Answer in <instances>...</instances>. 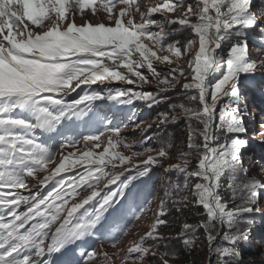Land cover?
Segmentation results:
<instances>
[{"label":"snow or ice","instance_id":"obj_1","mask_svg":"<svg viewBox=\"0 0 264 264\" xmlns=\"http://www.w3.org/2000/svg\"><path fill=\"white\" fill-rule=\"evenodd\" d=\"M95 3L0 0V264H50L54 253L92 236L105 223L104 242L115 248L128 234V218L133 222L148 219L149 211L154 219L148 231L115 254L123 253L120 264L129 260L145 264L148 257L171 264L177 254L159 251L160 242L192 234L183 240L191 248L199 229L204 231L210 254L224 264L229 258L238 260L239 245L248 242L251 234L252 221L244 217L261 213L259 194L264 191V181L249 175L242 157L249 145L244 124L248 110L238 85L242 75L264 71V59L250 58L246 35L247 29H254L264 37V22L251 10V0H162L144 9L137 0H101L108 23L86 20L78 25L76 16H83L84 9ZM117 4L124 7L114 11ZM92 11L95 15L97 9ZM154 14L160 18H153ZM182 32L192 38L182 46L178 40L169 41ZM229 42L225 58L224 45ZM158 66L164 69L158 71ZM221 70L223 75L216 79ZM105 81H123L133 87L92 89L93 84ZM144 85L156 91L137 90ZM77 89L83 94L68 99ZM105 99L124 105L140 100L149 108L179 101L169 103V109L155 118L158 129L184 120L187 133L186 144L178 146V162L163 169V197L155 210L151 202L130 201L126 190L171 158V138L160 137L157 147L149 145L130 157L116 151L110 135L103 151H84L76 159H72L75 152L65 154L67 147L80 143L71 135H64L59 149L39 142L37 130L59 134L65 122L102 121L94 102ZM103 126L108 133L119 136L121 132L110 122ZM152 127L140 129L135 124L133 131L143 134ZM260 129L253 138L260 136L264 143V123ZM102 135H84L82 140L85 144L94 141V147L100 148ZM230 135L234 138L229 139ZM151 139L143 136L139 143ZM136 143L125 147L131 149ZM139 156L146 158L133 162ZM118 167L123 171H117ZM78 168L71 177L61 175ZM42 172L46 175L38 179ZM173 172L183 174L182 183L171 179ZM125 173L129 175L122 180ZM50 182H54L51 190L44 194ZM222 191L230 194L228 199ZM82 192L88 194L81 196ZM169 202L181 214L189 204L202 207L204 212L198 215L205 218L196 224L185 220L176 237L165 236L160 229L170 226ZM149 239L153 244H146ZM163 247L167 249V244ZM81 255L85 264L96 260L115 264L102 248Z\"/></svg>","mask_w":264,"mask_h":264},{"label":"rangeland","instance_id":"obj_2","mask_svg":"<svg viewBox=\"0 0 264 264\" xmlns=\"http://www.w3.org/2000/svg\"><path fill=\"white\" fill-rule=\"evenodd\" d=\"M262 1L263 0H251V10L254 13H256V15L258 16V19L261 22H264V7H261L260 5V2ZM160 2H162V0H137V3L141 5L142 9L146 8L147 6H154L155 4L160 3ZM100 4L101 3L96 0V3L94 5L85 8L83 16H80V15L76 16V18L78 19L77 24L78 25L83 24L86 20L92 23H98L102 21L107 24L108 23L107 14L103 11L102 8H100ZM93 7L97 9V12L95 15L93 14V11H92ZM120 7H124V5L117 4L116 5L117 9H114V10L117 11ZM169 15H173V14H169ZM153 18L158 19L160 18V15L154 14ZM135 19L137 20V22H140L139 14H136ZM251 33L252 35L247 38L248 46L249 44H252V46H249L250 58L252 60L259 61L261 59H264V37H261L260 34L256 30H254ZM191 38L192 36L189 32H182L175 36L169 37V41L178 40L180 41L181 46H182L184 43L187 42L188 39H191ZM195 50L196 48L194 47L192 49V52L194 53ZM186 59L187 57H184L181 60V63L183 64ZM106 63H109V62L106 61ZM163 69H164V66H158V71L163 70ZM120 70L126 71L125 69H120ZM142 71H144L145 75H148L149 78L151 79V76L147 72L146 69H142ZM217 74H221L219 76L220 78L223 75V70H221ZM256 74L257 75L260 74L258 76L257 75L253 76V77H256V79H253V77L244 79L252 83V86L254 87V92H255L254 96L256 97L253 99V103H251L252 99H245V102L247 103L248 115L244 117V124L247 128L246 138L249 141V145L248 147L242 150V153H244L245 151H250V152H252V150L254 151L255 155L251 154L252 156L251 164L259 165L256 175H257V178L264 181V143L260 142V140L262 139V137L260 136H256L255 138H253V133L259 132L261 130L260 125L264 123V89L263 87H260V85L257 84L256 82V80L264 82V71L257 72ZM74 83L75 82H73V84ZM83 87L84 86H82V88ZM91 87L92 89L103 91L106 88H126V87H133V85L126 84L123 81H119V82L105 81L103 83L97 82L96 84H93ZM137 90L155 92L156 88L152 85H144L142 88H138ZM241 90L242 91L240 93V96L242 99V95L246 97V94H244L245 91L243 90V88H241ZM72 94H74L75 98H77L79 94H83V93L81 89H77V92L72 93ZM162 104L163 103H160L159 105H154L151 108H149L146 106L145 102L140 101V100L133 101L131 105H124L116 101H108L106 99L95 101L94 109L103 113V118H104L103 125L104 123L110 122L112 123L111 126L120 127L121 132L119 133V136H117L116 134L108 133L105 131V129H103L100 132V133H104V135L101 136V140L99 141L101 145L100 148L94 147L96 143L94 141H90L87 144L81 141L74 148L67 147L65 149V154H67V152H75L77 156L72 157V159H76L79 153L84 152V151L91 150L94 153L101 152L103 151V148L107 145L108 137L110 135L112 137L113 142L116 143V151H119L123 153L124 155L130 156V157L132 156V152L142 151L143 148H146L149 145H151L152 147H157L158 146L157 141L160 137H163L165 140H167V137L165 136L166 133H161L162 130L164 128L168 130V128H170V125H171V123H169L170 125L168 124L166 127H161L159 129L155 127V123H156L155 118L157 117V113L163 112ZM140 122H143V123H140ZM135 124H139L140 129L146 128L148 124H152L153 127L148 129L147 132H144L142 134V132L139 129H137L136 131H133ZM176 132H177V136L169 137L171 138L172 144H173V147L170 149L171 158L167 159L164 165L154 166L151 169V172L148 176L141 177L133 181L129 185V187H131V191H130L131 197L129 198L130 201H133L137 195H141L140 202L142 203V205H148L149 202H151L149 206L152 210H155L158 208L160 199L163 197V189L161 187L164 181V178H165V173L163 169L167 164H173V163L178 162L175 159V157L178 151V146L182 143V139L184 137L183 135L180 136L181 131L180 132L176 131ZM143 136H150L152 137V139L141 144L139 142L142 141ZM121 138L124 141L123 143L118 142ZM230 138H234V136ZM133 141H136L137 143L131 149L125 147V144H132ZM259 156H260V159H259ZM145 158L146 156L134 157L133 162L140 161ZM58 162H59V157L57 158V160H55L54 163L48 166L49 170L52 167H54L55 164ZM193 164L195 163L193 162ZM108 170L111 171V166H109ZM116 170L123 171V167H118ZM76 171H79V168L74 171L62 173L61 175L64 176L65 178L71 177L75 175ZM132 174H134V170ZM176 174L177 173L175 172L169 174L173 181H175L176 179ZM44 175H46V173L37 175V178L38 179L43 178ZM127 175H129V173H125L124 176L121 177V179L122 180L125 179ZM103 183L104 181H101V186L103 185ZM117 183H119V181ZM29 187L32 189L34 186L29 185ZM111 187H115V185ZM87 194H88L87 192H82L81 196H86ZM260 210H261L260 214L264 215V206H262ZM146 215L148 216V219H144L142 217L140 220H136L134 222L132 220L128 224L130 226L128 234L125 235L121 239L120 243L117 244L115 248H113L111 245L97 244L95 249L99 252L101 251V248H102L103 251H106L109 255L113 256L115 264H120L123 253L121 252V255L119 257H117L115 254L119 250H126L127 247L130 246V242L138 240L141 235H143L145 232L148 231V225L152 222V219H154V217L151 211L147 212ZM163 231H166L165 228L163 229ZM163 235L168 236L165 233H163ZM171 240L173 241L174 239H171ZM164 242L165 241L160 242L161 249H163ZM168 242H170V240H168ZM146 244L151 245L153 244V241L149 239L146 241ZM158 255H159V252H157V256ZM156 260L159 262L157 258L148 257L145 264H154V261ZM93 264H103V262L100 260H96L93 262ZM127 264H132L131 260H129Z\"/></svg>","mask_w":264,"mask_h":264},{"label":"trees","instance_id":"obj_3","mask_svg":"<svg viewBox=\"0 0 264 264\" xmlns=\"http://www.w3.org/2000/svg\"><path fill=\"white\" fill-rule=\"evenodd\" d=\"M261 7H264V0L260 2ZM254 29H247L246 35L247 38L252 35L251 32H253ZM231 42L224 45L225 48V58H226V50L228 47H230ZM249 46H252V44H249ZM221 74H216V79H219V76ZM257 84L260 85V87H263L264 89V82L257 81ZM239 91L241 93V88L245 91L244 94H246V97L242 95V100L245 101V99H253L256 97L254 96V87L252 86V83L246 80L239 81ZM169 96L175 97V93H168ZM179 101L173 99L172 101H169L168 103L162 104V110L167 111L169 109V103H178ZM170 125V124H169ZM185 122L184 120H180L177 123H171L170 128L166 130L165 128L162 130L161 133H166L165 136L167 139L171 136H177L176 131H181V135H183L182 142L186 144L187 139V133L185 131ZM176 134V135H175ZM223 136V133H221ZM229 136V139H231ZM251 154L255 155L254 151H245L242 153L244 164L249 169V175H254L257 177V170L259 168V165L251 164L252 156ZM251 157V158H250ZM260 159V156H259ZM195 163V161H193ZM224 183L227 184L228 177L225 176ZM179 181L180 183L183 182V174H176L175 181ZM222 195L225 199H228L230 194L226 191H222ZM169 208L171 209V214L168 215V223L169 227H161L160 231L162 233H165L167 235H173L176 237V234L180 232L182 223L187 220L188 223L196 224L199 222L200 219L205 218L202 214L204 212L202 207H193L191 204H189L188 208L181 214L177 213L175 211L174 206L169 202ZM264 206V192L261 191L259 194V207L261 208ZM244 219H250L252 221L251 223V234L249 236L248 242L241 243L239 245V259L236 258H229L228 264H264V215L258 214L251 217H244ZM165 228L166 231H163ZM192 234H189V236L186 237H180L175 238L173 241L170 239V242L165 241L164 244H167V249L163 247V249L160 248L159 251H170L175 252L177 254V257L175 260L171 261V264H224L223 261L219 260L217 255L207 253V242L205 239V234L203 229H199L195 233V243L194 246L191 248H188L184 245L183 240L185 238L191 237ZM154 264H160V261L157 260L154 261Z\"/></svg>","mask_w":264,"mask_h":264},{"label":"water","instance_id":"obj_4","mask_svg":"<svg viewBox=\"0 0 264 264\" xmlns=\"http://www.w3.org/2000/svg\"><path fill=\"white\" fill-rule=\"evenodd\" d=\"M207 253H209V252H208V247H207Z\"/></svg>","mask_w":264,"mask_h":264},{"label":"bare ground","instance_id":"obj_5","mask_svg":"<svg viewBox=\"0 0 264 264\" xmlns=\"http://www.w3.org/2000/svg\"><path fill=\"white\" fill-rule=\"evenodd\" d=\"M50 165H51V164H50ZM50 165H49V166H50Z\"/></svg>","mask_w":264,"mask_h":264}]
</instances>
